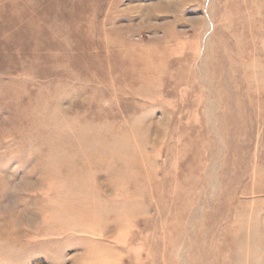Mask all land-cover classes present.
I'll return each instance as SVG.
<instances>
[{"label":"rangeland","instance_id":"374dc122","mask_svg":"<svg viewBox=\"0 0 264 264\" xmlns=\"http://www.w3.org/2000/svg\"><path fill=\"white\" fill-rule=\"evenodd\" d=\"M0 229V264H264V0H0Z\"/></svg>","mask_w":264,"mask_h":264},{"label":"bare ground","instance_id":"6f19581e","mask_svg":"<svg viewBox=\"0 0 264 264\" xmlns=\"http://www.w3.org/2000/svg\"><path fill=\"white\" fill-rule=\"evenodd\" d=\"M3 230H4V229H3ZM1 231H2V230L0 229V232H1ZM1 233H2V232H1ZM7 234H8V235H6L7 238H8L9 236H10L9 238L14 237L13 234H12V232H10V231H9V232L7 231ZM12 239H13V238H12Z\"/></svg>","mask_w":264,"mask_h":264}]
</instances>
